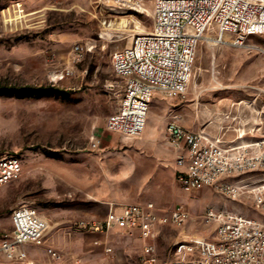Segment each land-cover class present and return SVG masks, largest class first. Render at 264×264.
Instances as JSON below:
<instances>
[{
    "label": "rangeland",
    "instance_id": "obj_1",
    "mask_svg": "<svg viewBox=\"0 0 264 264\" xmlns=\"http://www.w3.org/2000/svg\"><path fill=\"white\" fill-rule=\"evenodd\" d=\"M152 10L153 0H0V84L52 85L66 92L0 93V156L15 155L22 164L21 176L0 190V240L12 229L11 211L28 204L49 221L46 243L64 255L61 261L54 260L44 246H38L26 249L25 262L0 252V264H72L69 256L79 264H103V254L89 234L69 225L80 218L103 217L108 202L151 201L165 210L183 206L189 211L182 226L157 230L156 264H165L168 251L181 243L213 236V227L201 219L207 207L244 212L243 205L236 206L208 188L193 192L179 188L173 152L159 126L152 135L146 122L136 137L105 126L123 92L111 53L151 29ZM252 40L264 46V36ZM77 42L84 54L72 61L70 48ZM225 97L250 101V107L243 109L246 126L257 120L264 130V55L200 42L185 98L155 93L147 120L155 114L159 125L165 126L181 110L191 121L197 106L204 122L216 109L213 103ZM219 110L223 117L226 109ZM92 135L101 138L96 150L89 147ZM108 243L115 252L113 264H143L142 242L135 232L114 230Z\"/></svg>",
    "mask_w": 264,
    "mask_h": 264
},
{
    "label": "built area",
    "instance_id": "obj_2",
    "mask_svg": "<svg viewBox=\"0 0 264 264\" xmlns=\"http://www.w3.org/2000/svg\"><path fill=\"white\" fill-rule=\"evenodd\" d=\"M254 36H264V0H153L151 29L134 35L129 46L111 53L113 72L123 79V92L116 111L106 118V128L125 137L140 135L154 93L185 98L200 42L264 55V46L254 42ZM83 54L82 43L71 46L72 61ZM176 119L168 121L166 139L175 151V179L180 188L185 192L208 188L236 206L243 205L244 212L207 207L201 219L213 227V236L181 243L168 251L170 259L165 264H264V136L248 143L224 144L220 137L185 128ZM241 136L239 133L238 138ZM100 144L99 136L89 138L91 149ZM21 173L17 156H0V190ZM188 217L183 206L165 210L153 202H108L103 217L80 218L69 228L99 235L92 243L102 246L103 264L112 263L109 233L135 232L142 242L143 264H156L157 230L162 226L178 228ZM10 222L11 231L0 240L5 257L28 261L25 245L33 244L44 246L52 259L62 260L61 250L46 243L49 225L35 207L16 206ZM74 264L79 260L74 259Z\"/></svg>",
    "mask_w": 264,
    "mask_h": 264
},
{
    "label": "crops",
    "instance_id": "obj_3",
    "mask_svg": "<svg viewBox=\"0 0 264 264\" xmlns=\"http://www.w3.org/2000/svg\"><path fill=\"white\" fill-rule=\"evenodd\" d=\"M199 94L200 93H197L195 95V99H197V97H199ZM247 103H251V102L250 101L247 102V100H245L244 98H241V97L236 98V99L225 97V98L213 103L212 108L213 109L216 108V109L212 111V113H213L212 117L206 119V121H204V122H200V120H199V116H198V113L196 111L197 106H195L194 113L191 114V118H192L191 121L185 120V117H184L185 114H183L181 110L176 111V113H173L172 116H170V119H172L174 116H176V118H177L176 121L181 126L188 128V129H191V130H202L204 133H206L207 135H209L211 137H217L218 136V137H220V139L223 141L224 144L248 143V142H252V141L257 140V139L261 138L262 136H264V130H262V126L260 125L259 121H257V120H254L252 125L246 126L245 120L247 118L243 113V111H244L243 109L250 107ZM219 109H223V110L226 109L225 112H222L223 117H222V115H220L221 110H219ZM236 113H237V115H235ZM154 115L155 114L148 116V120L146 117L147 125L151 126V128L153 129L152 135H156L157 130L155 131L154 129H155V127L159 126L157 128L161 129V135L164 134L165 144L173 152V159H175V151L173 150V148L170 146V144L168 143V141L166 139V125L170 119H168L165 126H164L163 122L161 123V125H159V119H157ZM234 119H236V120H234ZM232 120H234V121H232ZM234 124H236L237 126H235ZM239 133H242L241 138H238ZM157 135H160V134H157ZM174 179H175V170H174ZM175 181H176V179H175ZM177 185H178V183H177ZM179 188H180V186H179ZM146 202H151V201H146ZM137 203H144V202H137ZM46 221L48 222L49 229L51 230L49 221L48 220H46ZM89 236L91 239V243H92L94 238L99 237V235H95V234H89ZM107 242H108V240H107ZM94 246L99 247L101 250V253L103 254L102 246H100V245H94ZM33 247L36 248L38 246H35L33 244H26L25 245V251H26V249L28 250L29 248H33ZM54 248H56V247H54ZM26 254H27V258H29L27 251H26ZM103 257H104V255H103ZM68 258L71 261V263L74 264L75 258L73 256L72 257L69 256ZM114 261H115V252L113 250V257H112V263L111 264H113Z\"/></svg>",
    "mask_w": 264,
    "mask_h": 264
},
{
    "label": "trees",
    "instance_id": "obj_4",
    "mask_svg": "<svg viewBox=\"0 0 264 264\" xmlns=\"http://www.w3.org/2000/svg\"><path fill=\"white\" fill-rule=\"evenodd\" d=\"M9 92L13 94H21L25 96L33 95H45L51 93L65 94L66 92L54 87L49 86H32V85H22V86H7L0 84V93Z\"/></svg>",
    "mask_w": 264,
    "mask_h": 264
},
{
    "label": "bare ground",
    "instance_id": "obj_5",
    "mask_svg": "<svg viewBox=\"0 0 264 264\" xmlns=\"http://www.w3.org/2000/svg\"><path fill=\"white\" fill-rule=\"evenodd\" d=\"M114 10V9H113Z\"/></svg>",
    "mask_w": 264,
    "mask_h": 264
}]
</instances>
